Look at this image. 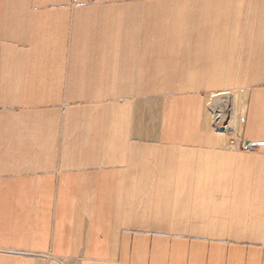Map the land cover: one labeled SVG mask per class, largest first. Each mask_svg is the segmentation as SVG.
<instances>
[{
	"label": "crops",
	"instance_id": "obj_1",
	"mask_svg": "<svg viewBox=\"0 0 264 264\" xmlns=\"http://www.w3.org/2000/svg\"><path fill=\"white\" fill-rule=\"evenodd\" d=\"M0 264H264V0H0Z\"/></svg>",
	"mask_w": 264,
	"mask_h": 264
},
{
	"label": "rangeland",
	"instance_id": "obj_2",
	"mask_svg": "<svg viewBox=\"0 0 264 264\" xmlns=\"http://www.w3.org/2000/svg\"><path fill=\"white\" fill-rule=\"evenodd\" d=\"M240 61H241V67L243 66V67H246V62L248 61V59H240ZM237 64V63H236ZM233 76V74L232 73H230V72H227V73H225V81L227 80V82L229 83V81L231 82V84H229V85H227V86H230V87H225V90L227 89V90H229L231 93H238V92H233V90L235 89V85L233 86V84H235L236 83V79H231V77ZM244 82V81H243ZM246 82V81H245ZM223 90V89H222ZM236 99V98H235ZM210 115H211V113H209ZM225 126H227V123H225V124H223V125H220V126H218L217 127V130L218 131H220L221 133H222V135L225 137L226 135L227 136H230V135H232L233 134V128L232 127H230L229 129H228V131H227V133H225V130H226V127ZM237 148H238V146H237Z\"/></svg>",
	"mask_w": 264,
	"mask_h": 264
},
{
	"label": "built area",
	"instance_id": "obj_3",
	"mask_svg": "<svg viewBox=\"0 0 264 264\" xmlns=\"http://www.w3.org/2000/svg\"><path fill=\"white\" fill-rule=\"evenodd\" d=\"M235 144L241 150H244V151H250L251 150V146L241 139H237Z\"/></svg>",
	"mask_w": 264,
	"mask_h": 264
}]
</instances>
